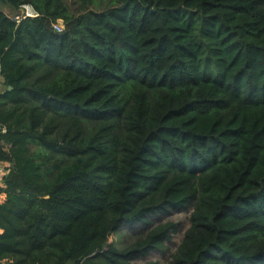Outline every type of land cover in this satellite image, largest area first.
<instances>
[{
	"label": "trees",
	"instance_id": "trees-1",
	"mask_svg": "<svg viewBox=\"0 0 264 264\" xmlns=\"http://www.w3.org/2000/svg\"><path fill=\"white\" fill-rule=\"evenodd\" d=\"M0 68V264H142L174 224L110 235L188 206L170 264H264V0H6Z\"/></svg>",
	"mask_w": 264,
	"mask_h": 264
},
{
	"label": "rangeland",
	"instance_id": "rangeland-1",
	"mask_svg": "<svg viewBox=\"0 0 264 264\" xmlns=\"http://www.w3.org/2000/svg\"><path fill=\"white\" fill-rule=\"evenodd\" d=\"M66 5L72 13H76L80 7V0H65ZM193 206L182 209H167L156 213L144 223L130 225L124 223L120 230L110 235L111 245L119 249H126L139 240L145 238L148 233L159 225L167 223L174 224L171 239L166 242L163 250H154L146 256L139 257L136 263L170 264L174 254L177 252L182 240L190 228V218Z\"/></svg>",
	"mask_w": 264,
	"mask_h": 264
},
{
	"label": "built area",
	"instance_id": "built-area-1",
	"mask_svg": "<svg viewBox=\"0 0 264 264\" xmlns=\"http://www.w3.org/2000/svg\"><path fill=\"white\" fill-rule=\"evenodd\" d=\"M39 14L34 10V8L32 6H23L20 13L15 16V19L19 22L21 21L23 18H36L38 17ZM54 30L58 33L63 32L64 30V26L62 22H58L54 25ZM2 83H3V78H2V72H1V68H0V93L2 91Z\"/></svg>",
	"mask_w": 264,
	"mask_h": 264
},
{
	"label": "crops",
	"instance_id": "crops-1",
	"mask_svg": "<svg viewBox=\"0 0 264 264\" xmlns=\"http://www.w3.org/2000/svg\"><path fill=\"white\" fill-rule=\"evenodd\" d=\"M5 10L6 13L8 14H11V12H13L9 7L5 6L3 8ZM6 169H7V165L6 164H3V163H0V184H2V181H3V177L5 176L6 174ZM3 200L5 199V196H3L2 198Z\"/></svg>",
	"mask_w": 264,
	"mask_h": 264
},
{
	"label": "water",
	"instance_id": "water-1",
	"mask_svg": "<svg viewBox=\"0 0 264 264\" xmlns=\"http://www.w3.org/2000/svg\"><path fill=\"white\" fill-rule=\"evenodd\" d=\"M5 2H6V0H0V3H5ZM110 245H111V242L108 241V242L106 243V245H105V248L109 247Z\"/></svg>",
	"mask_w": 264,
	"mask_h": 264
}]
</instances>
